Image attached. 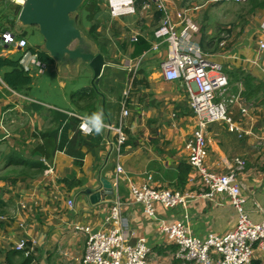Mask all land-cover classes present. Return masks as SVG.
Returning <instances> with one entry per match:
<instances>
[{
  "label": "crops",
  "instance_id": "0c3cea01",
  "mask_svg": "<svg viewBox=\"0 0 264 264\" xmlns=\"http://www.w3.org/2000/svg\"><path fill=\"white\" fill-rule=\"evenodd\" d=\"M89 1L96 2L100 11L81 8L73 17L87 49L104 57L98 79L82 60L47 59L43 69L33 65L36 52H46L44 38L38 27H25L18 21L24 0H0V58L14 63L0 67V263L25 264L32 257L30 264H82L87 236L75 227L110 229L106 217L119 197L133 234L130 244L144 239L151 249V264H196L176 258L178 248L161 232L159 221L188 223L192 235L204 239L228 235L238 216L226 195L204 196L207 188L190 166L187 144L198 123L190 93L180 80L164 78L161 66L167 58V44L151 49L161 41L156 32L162 13L152 0H135L136 14L114 17L108 0ZM161 1L175 23L179 22L177 13L188 10L198 29L193 42L220 63L229 77L228 91L218 99L227 105L239 131L231 132L224 122L211 124L205 164L218 174L236 172L246 210L259 223L264 218V50L260 48L264 6L254 8L253 0ZM228 5H240L242 10L235 15ZM7 33L15 36L16 43H4ZM21 39L27 40L26 48L18 46ZM77 47L79 41L72 45ZM138 57H143L141 69L132 75L126 66ZM24 68L30 71L32 84L14 90L4 76ZM90 89L98 93L101 104L88 98ZM28 91H37L42 102L28 96ZM124 103L130 114L123 128L127 141L120 152L115 134L105 129L101 142L87 146L80 140L79 126L70 113L90 117L102 110L104 123L117 126ZM67 121L74 127L63 145L60 139ZM55 130H59L57 139L47 136ZM78 152L84 154L81 165ZM236 159L245 161L243 169H238ZM118 165L124 170L117 177L118 189L106 190V198L93 203L91 196L103 190L100 179L113 184ZM131 185L168 188L191 197L186 207L156 205L152 219L142 205L133 202ZM21 241L27 243L28 255L15 250ZM251 264H264V252L255 248Z\"/></svg>",
  "mask_w": 264,
  "mask_h": 264
},
{
  "label": "built area",
  "instance_id": "2783aa9c",
  "mask_svg": "<svg viewBox=\"0 0 264 264\" xmlns=\"http://www.w3.org/2000/svg\"><path fill=\"white\" fill-rule=\"evenodd\" d=\"M157 4L158 10L163 14L157 29V36L164 39L167 44L168 54L162 63L164 78L168 81L180 80L190 93V104L194 110L198 123L193 138L187 144L189 151L190 166L197 172L199 182L207 188L204 194L212 198L216 194L226 195L232 207L237 213V224L235 229L224 237L209 235L204 239L192 235L190 226L185 222L160 220L159 227L162 233L177 246L175 254L177 259L194 262L196 264H251L253 252L258 248L264 252V218L261 222H254L246 210V198L242 192V186L236 178V172L218 174L208 169L206 160V135L211 124L224 122L231 132L239 131L238 126L228 114L227 105L218 99L224 95L229 88V77L223 71L220 63L205 55L201 48L193 40L198 29L187 14L188 10L177 13L178 23H175L166 5L161 0H152ZM230 1V0H225ZM243 2L245 0H234ZM109 9L114 17L134 14V0H108ZM179 26L182 27L179 30ZM264 29V23L262 24ZM5 44L16 43V38L10 33L3 35ZM21 48H26V39L17 41ZM155 45V48H157ZM264 50V42L260 43ZM33 64L43 69L45 64L34 60ZM140 65L137 62L134 70ZM132 68L130 67V70ZM28 71V70H27ZM129 95V89L124 91V99ZM25 100L35 102L29 97ZM126 103V102H125ZM117 126L105 123V130L113 132L116 137V149L120 152L127 141L124 133L125 120L129 116V110L125 106ZM245 112V110H243ZM71 116L80 120L79 129L83 135L86 134L81 125L87 116L70 113ZM238 169H243L245 161L236 159ZM48 172V171H47ZM122 166H117V176L112 184L113 189H118V174L123 173ZM152 177L148 178L151 181ZM133 202L145 208V212L155 219L156 205L165 209L176 206L186 207L189 193L173 189H154L149 185L137 187L130 186ZM73 206V203L70 202ZM3 217L0 216V220ZM106 222L112 227L108 230L92 231L89 226H76L75 231L83 232L87 236L85 255L82 264H151V249L146 245L144 239H139L135 244H130L133 236L128 230V223L123 217L122 204L119 197L116 198L114 206L109 211ZM36 246V242H33ZM16 251H25L28 255L27 243L21 241L15 246Z\"/></svg>",
  "mask_w": 264,
  "mask_h": 264
},
{
  "label": "water",
  "instance_id": "95a60500",
  "mask_svg": "<svg viewBox=\"0 0 264 264\" xmlns=\"http://www.w3.org/2000/svg\"><path fill=\"white\" fill-rule=\"evenodd\" d=\"M84 1L24 0L18 21L25 27H38L45 40V51L53 60L61 62L66 57L70 60H82L93 69L94 79H98L102 73L104 57L95 55L87 49L81 31L76 26V19L73 17ZM76 41H79V47L72 48ZM100 182L103 190L91 196L93 203L104 200L106 190H113L110 180L101 178ZM87 193L91 192L88 190Z\"/></svg>",
  "mask_w": 264,
  "mask_h": 264
},
{
  "label": "trees",
  "instance_id": "16d2710c",
  "mask_svg": "<svg viewBox=\"0 0 264 264\" xmlns=\"http://www.w3.org/2000/svg\"><path fill=\"white\" fill-rule=\"evenodd\" d=\"M89 3H90V1L86 0L81 8H84V10H87L91 13L95 12V11H100V8L97 6L96 2H92L91 4H89ZM263 6H264V0H253V7L254 8L263 7ZM95 30H96V28L92 27L91 33L95 34ZM36 54L38 55V58L43 62H45V60H47V59H52L49 56V54H47L46 52H36ZM13 65H14V63L12 61L0 58V67L13 66ZM4 80L11 88H13L14 90H17V91H20L21 89H23L25 87H29L32 84V78H31L30 74L28 72H25L24 70L23 71L15 70V71H12L10 73H6L4 76ZM84 91L85 90H82V91L74 94L73 97L80 95ZM89 93H90L88 96L89 99L94 100V101L97 99L98 100L97 103L101 104L102 100L100 99V96L98 95V93H96L92 89L89 90ZM94 101H93V103H90V106L96 103ZM93 111L94 112L96 111L95 107L93 108L92 112ZM61 117L67 118V116H65V115H61ZM71 120L73 123L76 122L75 124H77L78 126L80 125V120L78 118L73 117V118H71ZM72 127H74V126L69 121H67V124L65 126H63L62 135H61V139H60L62 141L63 145L68 141V134L70 132V129H72ZM58 132H59V130H55L52 133H48L47 136L50 138H52V136H53V138L57 139ZM77 133L79 135L80 140L83 143H85L87 146H91L92 144L97 143V142H101V140H102V137L100 135H95V134L93 135L92 134L87 139H85L80 130ZM60 144H61V142H60ZM60 144L58 146L59 149H61ZM72 144L74 146L76 145V143L74 141ZM77 155H78L77 156V158H78L77 164L81 165L84 154L82 152H78ZM18 159H20V163H23L25 165L28 163L26 160H23L21 158H18ZM40 170L43 171L44 168L42 167ZM12 255H14V253L10 254L9 256L11 257ZM31 262H32V257H28L26 259L25 264H30Z\"/></svg>",
  "mask_w": 264,
  "mask_h": 264
},
{
  "label": "clouds",
  "instance_id": "9594fccd",
  "mask_svg": "<svg viewBox=\"0 0 264 264\" xmlns=\"http://www.w3.org/2000/svg\"><path fill=\"white\" fill-rule=\"evenodd\" d=\"M83 6V5H82ZM81 6V7H82ZM108 8H109V3H108ZM134 8H135V0H134ZM110 10V9H109ZM136 14V8H135V13ZM128 15H133V14H128ZM128 15H124V16H128ZM163 16V14H162ZM123 17V16H121ZM162 19V18H161ZM161 22V20H160ZM160 25V24H159ZM159 27V26H158ZM8 34V33H7ZM11 34V33H10ZM12 36H14L13 34H11ZM15 37V36H14ZM161 43H164V39L161 38V41L160 43H158V46H156L157 48H155V45L152 46L151 49H158L160 44ZM28 46V45H27ZM167 54H168V49H167ZM36 61H39L41 63H45L41 60H39L38 58V55L36 54ZM50 56V55H49ZM142 61H143V57H138L134 60H132L131 62H129V64L126 66V70H128L132 75H135L140 69H141V64H142ZM165 61V60H164ZM137 62H140V65L138 67V69L135 71L133 67H135L136 63ZM33 63V62H32ZM34 65V64H33ZM36 66V65H35ZM130 67L132 68L130 70ZM162 68V66H161ZM25 72H30V71H27L25 68H24ZM163 72V71H162ZM128 90V89H127ZM103 111L102 110H98L96 113H93L90 117H87L85 122L82 123L81 125V129L86 133V134H95V135H100L102 134L104 128H105V123H104V119H103Z\"/></svg>",
  "mask_w": 264,
  "mask_h": 264
},
{
  "label": "rangeland",
  "instance_id": "374dc122",
  "mask_svg": "<svg viewBox=\"0 0 264 264\" xmlns=\"http://www.w3.org/2000/svg\"><path fill=\"white\" fill-rule=\"evenodd\" d=\"M232 6V9H230V12L231 13H233V14H235V15H237V14H239L240 12H241V10H242V8H241V6L239 5V6H234V5H228V7L227 8H230ZM223 10V9H222ZM226 10H229V9H226ZM243 13V12H242ZM134 15V14H133ZM75 17V16H74ZM83 26V25H82ZM85 26H83V28H84ZM86 27H88V26H86ZM42 38V37H41ZM43 39V38H42ZM34 49H37L35 46H34ZM37 91H34L33 93L34 94H36V96L34 95V94H32L31 93V91H28L27 92V95L28 96H30V97H33L34 99H36L37 100V102L38 103H41L42 101H40L41 100V98H38L39 96L37 95V93H36ZM38 99H40V100H38Z\"/></svg>",
  "mask_w": 264,
  "mask_h": 264
}]
</instances>
